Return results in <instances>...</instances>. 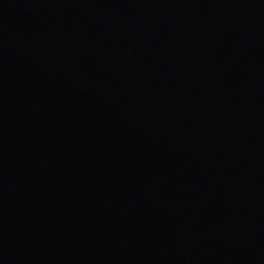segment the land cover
I'll return each instance as SVG.
<instances>
[{"label": "water", "instance_id": "water-1", "mask_svg": "<svg viewBox=\"0 0 264 264\" xmlns=\"http://www.w3.org/2000/svg\"><path fill=\"white\" fill-rule=\"evenodd\" d=\"M0 264H220L68 0H0Z\"/></svg>", "mask_w": 264, "mask_h": 264}]
</instances>
